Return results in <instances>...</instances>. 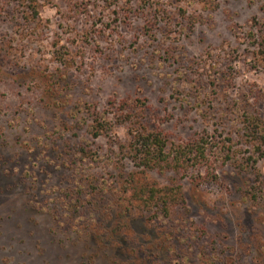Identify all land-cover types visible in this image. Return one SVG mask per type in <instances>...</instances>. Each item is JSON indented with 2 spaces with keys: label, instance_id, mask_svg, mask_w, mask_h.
Listing matches in <instances>:
<instances>
[{
  "label": "rangeland",
  "instance_id": "obj_1",
  "mask_svg": "<svg viewBox=\"0 0 264 264\" xmlns=\"http://www.w3.org/2000/svg\"><path fill=\"white\" fill-rule=\"evenodd\" d=\"M216 72L233 75L231 100L264 93V0H0V264H153L147 246L162 238L157 224L116 221L105 208L93 220L89 206L76 216L65 206L77 198V179L104 176V187L111 168L118 176L104 137L99 157L78 164L82 170L72 165L68 111L86 103L110 111L111 101L137 99L147 129L168 145L184 143L210 128L195 102ZM127 130L113 134L126 141ZM258 169L264 179V159ZM219 172V185L199 188L176 178L191 213L185 229L174 217L175 236L197 238L204 225L220 249L213 264H264V188L246 203L245 177ZM138 175L168 184L158 171ZM117 222L129 232L97 238ZM205 243L201 237L177 264H212L200 255Z\"/></svg>",
  "mask_w": 264,
  "mask_h": 264
},
{
  "label": "trees",
  "instance_id": "obj_2",
  "mask_svg": "<svg viewBox=\"0 0 264 264\" xmlns=\"http://www.w3.org/2000/svg\"><path fill=\"white\" fill-rule=\"evenodd\" d=\"M249 34L254 37L252 30ZM216 75L208 80L204 94L206 98L202 96L200 101L195 102L200 107V117L210 124V128L176 145H168L160 132L149 130L143 125L138 111L144 104L140 100L129 98L119 104L111 101L107 104L110 111H101L87 103L70 108L72 165L82 170L78 164L99 157L96 143L104 137L108 142V162L114 163V169L118 170L116 177L117 174L111 168L110 183L104 187L98 185L101 184L99 180L108 181L104 176L99 179L82 177L74 181L75 190H78L77 193L75 191L77 198L71 197L65 201L70 212L76 216L80 208L89 206L91 219L94 220L98 210L105 208L114 212L110 217L115 214L113 218L116 221L129 217L144 219L151 225L157 224L162 231V238L157 246H147V257L153 264H177L181 256L188 261L186 249H193L201 237H205L206 243L198 248L200 255H209L210 263L215 262L220 249L217 248L218 244L215 246V239L209 241L206 238L208 232L204 225L197 238L186 235L181 241L175 236L170 225L175 224L172 221L174 217L181 218L175 224L176 229L178 224H182L185 229L191 213L182 187L175 184L176 178H188L195 188L203 186L202 183L219 185V170L229 168L245 177L246 189L240 195L246 203L257 201L256 191L264 188V179L258 169V163L264 159V93L238 92L237 98L231 100L227 93L234 88L233 75L229 72H216ZM50 86L53 89L49 88V91L55 95V78ZM212 96L223 98L225 104L221 111L214 108ZM116 127L128 129L126 141H120L113 134ZM135 170L142 175L148 171H158L168 176V184L152 183L139 175L136 177L138 173ZM241 189L238 187L234 191ZM105 214L109 216L107 211ZM129 230L128 226L117 222L114 229L97 238L101 240L102 236L111 237Z\"/></svg>",
  "mask_w": 264,
  "mask_h": 264
}]
</instances>
